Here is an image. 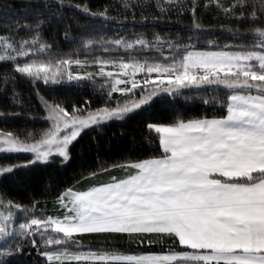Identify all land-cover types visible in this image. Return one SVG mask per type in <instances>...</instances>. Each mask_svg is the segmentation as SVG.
I'll use <instances>...</instances> for the list:
<instances>
[{
  "label": "snow or ice",
  "instance_id": "obj_1",
  "mask_svg": "<svg viewBox=\"0 0 264 264\" xmlns=\"http://www.w3.org/2000/svg\"><path fill=\"white\" fill-rule=\"evenodd\" d=\"M190 4L188 9L182 0H155L160 16L152 19L163 18L175 7L178 13L190 10L194 27L200 28L196 16L199 0H190ZM65 6L89 17L108 18L107 8L93 12L86 4L72 5L71 0H45L43 5L50 10V17L62 16ZM203 6L215 7L218 15L229 21H248L252 26L245 32L251 34V40L218 46L210 39L207 47L200 48L166 41L159 34L153 35V41L143 35L133 40L86 39L82 45L85 50L100 43L104 52L113 51L114 46L116 50L123 48L127 55L81 59L71 54L51 56V46L41 42L42 19L36 23L16 20V29L26 30L29 38L0 35V62L14 66L12 74H4L5 83L10 79L14 82L17 73L46 84L95 81L99 77L101 87L109 86L108 97L113 91L133 97L115 107L106 101L96 109L86 100L84 105H72L71 112L61 103L43 100L50 128L28 131L24 137L0 131V154L32 155L21 163L0 165V175L48 161L53 153L67 161L69 146L83 130L123 119L160 93L177 96L184 89L216 86L211 102L226 108V114L189 118L177 114L169 123H148V131L158 137L159 154L102 168V172L122 173L110 176L107 182L85 190L68 188L56 198V215H46L44 209L37 215L35 201L29 206L0 196V240L4 241L0 264H11L12 257L22 255L25 241L46 258V264H264V0H205ZM122 7L127 10L134 5L123 0ZM221 27L244 35L239 28ZM137 46L141 52L150 50L158 55H134ZM22 58L24 62H20ZM71 65L81 69L91 65L98 71L74 73L66 67ZM106 66L118 67L132 79L122 81ZM129 68L135 71L128 72ZM136 73L147 79L137 83ZM141 83L145 87L135 98L134 90ZM204 102L209 103V99L204 98ZM96 175L90 173L89 178ZM84 234L126 236L130 247L121 251L124 241L110 239L97 241L93 250L92 241L86 245L78 239ZM165 239L173 242L167 250H163ZM145 243H159L162 250L135 251L131 247L138 249Z\"/></svg>",
  "mask_w": 264,
  "mask_h": 264
},
{
  "label": "trees",
  "instance_id": "obj_2",
  "mask_svg": "<svg viewBox=\"0 0 264 264\" xmlns=\"http://www.w3.org/2000/svg\"><path fill=\"white\" fill-rule=\"evenodd\" d=\"M182 2L190 9V0H182ZM204 2L205 0H199L200 6L196 12L202 27L196 28L193 25L191 11L184 10L178 13L175 7L163 18L153 20V16H160L159 9L155 7V0H130L134 7L127 10L122 7L123 0H71L72 5L86 4L93 12L107 8L108 18L89 17L68 6L63 8L62 16L50 17V10L43 7L45 0H0V35H11L16 39L29 38L30 34L26 30L16 29V20L24 18L20 19V23H36L37 19H42L45 23L41 28L43 37L41 42L51 46V56L59 58L71 54L81 59L127 55L123 48L116 50L114 46L113 51L104 52L100 43H96L90 51L85 50L82 45L86 39L98 42L124 37L133 40L143 35L148 41H153V35L159 34L166 41L192 44L200 48L207 47L206 42L210 39L215 40L218 46L251 40V34L245 32L252 26L248 21H229L223 15H218L215 7L205 9ZM142 16L148 19L142 20ZM221 25L239 28L240 33L244 35L229 32ZM164 49L167 52V44L164 45ZM133 54L158 55L150 50L141 52L139 46L137 52ZM40 58L46 60L48 56ZM20 62H24L23 58ZM13 67L12 63L0 62V131L17 133L21 137H24L28 131L38 133L48 127L43 100L61 103L71 112L72 105H84L86 100L90 102L91 109H96L104 106L106 101L108 106L113 107L118 102L122 103L133 98L116 91H113L112 97H108L106 93L109 91V86L101 87L102 81L99 77L95 81L73 80L46 84L42 80L33 82L30 78L17 73L14 74V82L10 79L5 83L4 74H12ZM71 67L73 72L98 71V68L91 65L83 69L76 65ZM106 67L109 70L114 69L112 66ZM138 91L136 90V93ZM216 94V86H205L200 90L184 89L182 94L177 96L160 93L146 106H141L122 120L108 121L102 126L83 131L69 146L70 158L67 161L53 157L46 162H36L27 168L18 169L7 176L1 175L0 196L22 205L31 206L35 201L37 215L40 209L46 210V215H54L59 207L55 203L56 198L69 187L79 186L80 182L91 180L90 173L98 175L102 172V168L108 169L110 165L159 154L161 149L158 147V137L154 131H148L146 128L148 123H169L177 114L184 118L205 113L226 114V108L211 102V97ZM220 94L223 95L222 92ZM204 98H208L209 103H205ZM29 159V155L0 154V165L7 166ZM78 239L83 240L85 244L92 241L93 245L97 241L115 239L124 241L119 246L121 251L130 247L126 242V236L105 237L84 234ZM168 245L171 244L165 239L163 250H167ZM131 247L135 251L162 250L159 243L154 245L145 243L138 249L135 245ZM11 264H46V258L40 256L37 249L25 241L23 254L12 257Z\"/></svg>",
  "mask_w": 264,
  "mask_h": 264
},
{
  "label": "rangeland",
  "instance_id": "obj_3",
  "mask_svg": "<svg viewBox=\"0 0 264 264\" xmlns=\"http://www.w3.org/2000/svg\"><path fill=\"white\" fill-rule=\"evenodd\" d=\"M66 67H70V70L71 71H73V68L71 67V66H66ZM79 68V67H78ZM113 68V67H112ZM106 70L107 71H113L115 74H119V78L123 81V80H130V79H132L131 77H128V76H125L123 73H121L120 72V69L117 67V68H114V69H111V70H109L107 67H106ZM128 72H134L135 70L134 69H132V68H129L128 70H127ZM86 72H88V71H86ZM74 73H76V72H74ZM138 74H139V78H137V76H138ZM143 78H145V79H147L143 74L141 75V73H136V75H135V80H136V82L137 83H140L141 81H144L145 79H143ZM64 81H67V80H64ZM123 85H119L118 87H122ZM151 86H153V85H149V87H151ZM128 87H131V83H129L128 84ZM145 86L141 83L140 84V87H138L137 89H135L134 90V96H136L135 98H139V96L141 95V90L144 88ZM161 87H163V85H161ZM136 90H139L137 93H136ZM140 93V94H139ZM121 104H123V102L121 103ZM113 107H115V106H113ZM44 109H45V118H46V121H47V123H48V127L46 128V129H48V128H50L51 126H52V122L50 121V120H48L47 119V116H48V113H47V110H46V108H45V106H44ZM139 109V108H138ZM138 109H135V110H133L132 112H130V113H127L126 115H125V117H127V116H129L130 114H132L134 111H136V110H138ZM86 114V113H85ZM124 117V118H125ZM123 118V119H124ZM113 120H122V119H111V120H108V121H113ZM107 121V122H108ZM92 127H96V126H92ZM91 128V127H90ZM45 129V130H46ZM89 129V128H88ZM85 130H87V129H85ZM85 130H83V131H85ZM82 131V132H83ZM38 138H39V136H38ZM15 154H23V155H29L30 156V159H32V155L30 154V153H25V152H20V153H15ZM52 156L53 157H60L59 156V154L58 153H53L52 154ZM60 158H62V157H60ZM29 159V160H30ZM63 159V158H62ZM37 162H40V163H42V162H46V161H37ZM1 176V175H0ZM100 177H102V174L101 175H97L96 176V178H100ZM77 186L78 185H75V186H72V187H69V188H73V190H75L76 188H77ZM67 190V189H66ZM65 190V191H66ZM18 211V213H19V210H17ZM56 214H58L57 212H55V214L54 215H56ZM39 215V214H38ZM19 218L20 219H22L23 218V214L22 213H19ZM87 245V244H86ZM0 246H4V241L3 240H0ZM83 250H88L87 248H85V249H83ZM93 250H95V245H93Z\"/></svg>",
  "mask_w": 264,
  "mask_h": 264
},
{
  "label": "crops",
  "instance_id": "obj_4",
  "mask_svg": "<svg viewBox=\"0 0 264 264\" xmlns=\"http://www.w3.org/2000/svg\"><path fill=\"white\" fill-rule=\"evenodd\" d=\"M101 174H102V177H100V178H96V176H97L96 175L94 178H90L91 180H86V181L80 182L79 186L75 190H85L89 185L97 184L100 182H107L109 180L110 176L122 175V173L118 170H107V171L101 172L98 175H101ZM167 240H168V244L173 243L171 240H169V239H167Z\"/></svg>",
  "mask_w": 264,
  "mask_h": 264
}]
</instances>
